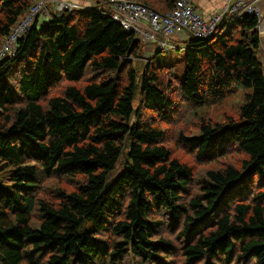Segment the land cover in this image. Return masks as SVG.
<instances>
[{"label":"trees","instance_id":"trees-1","mask_svg":"<svg viewBox=\"0 0 264 264\" xmlns=\"http://www.w3.org/2000/svg\"><path fill=\"white\" fill-rule=\"evenodd\" d=\"M33 1L0 0V46ZM109 13L36 21L0 60V264H264L259 19L173 42L182 77ZM237 86L224 122L199 112Z\"/></svg>","mask_w":264,"mask_h":264},{"label":"built area","instance_id":"built-area-1","mask_svg":"<svg viewBox=\"0 0 264 264\" xmlns=\"http://www.w3.org/2000/svg\"><path fill=\"white\" fill-rule=\"evenodd\" d=\"M112 19L126 31L135 33L154 48L168 52L173 39H209L218 31L225 18L250 14L259 19L258 29L264 34V0H229L224 8L204 17L194 0H177L173 10L161 15L137 0H102ZM96 3H99L96 0ZM86 9L73 0H34L29 11L15 24L0 46V60L15 55L18 42L38 23L53 20L55 14Z\"/></svg>","mask_w":264,"mask_h":264},{"label":"rangeland","instance_id":"rangeland-1","mask_svg":"<svg viewBox=\"0 0 264 264\" xmlns=\"http://www.w3.org/2000/svg\"><path fill=\"white\" fill-rule=\"evenodd\" d=\"M261 35V34H260ZM262 38V46L259 52H257L256 56L259 58V60L264 64V34L261 35ZM145 44L144 48V56L149 57L156 53L155 48L149 43L144 40H142ZM174 43L178 42V38H175L172 40ZM184 52L185 49L181 48V52H179L176 49V46H174L170 52L168 53H159L158 58L162 60L163 62H166L168 64H173L175 68V72L184 77V74L186 72V65L184 62ZM252 94V89L245 88L243 86H237L235 89H233L229 95V98L225 101L224 105L218 108H205L201 109L199 112L207 115L209 118L216 122H222L223 121V113H234L236 111V107L242 103L245 96ZM224 122V121H223ZM122 173V170H118L115 172V175H119Z\"/></svg>","mask_w":264,"mask_h":264},{"label":"crops","instance_id":"crops-1","mask_svg":"<svg viewBox=\"0 0 264 264\" xmlns=\"http://www.w3.org/2000/svg\"><path fill=\"white\" fill-rule=\"evenodd\" d=\"M83 8L96 6V0H73ZM100 2V0H98ZM229 0H194L195 6L204 17H210L217 10L224 8Z\"/></svg>","mask_w":264,"mask_h":264}]
</instances>
